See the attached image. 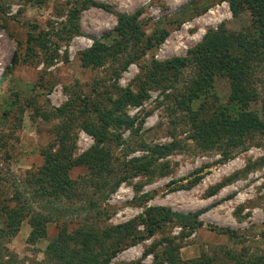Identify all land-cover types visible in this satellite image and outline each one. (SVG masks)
Here are the masks:
<instances>
[{
    "label": "rangeland",
    "instance_id": "374dc122",
    "mask_svg": "<svg viewBox=\"0 0 264 264\" xmlns=\"http://www.w3.org/2000/svg\"><path fill=\"white\" fill-rule=\"evenodd\" d=\"M84 1L0 0V230L7 231L4 206H15L19 201L30 209L16 235L0 232V264H67L59 255L66 247L59 241L62 235L94 227L100 236L132 220L135 227L128 226L120 234L113 232L106 242L109 248L111 242L122 239L121 250L110 264H153L154 255L148 249L156 244V250L162 248L164 244L159 241L165 238H175V243L181 244L179 253L184 260L206 256L213 264H235L237 258L264 255V164L260 162L264 158V138L254 135L244 146L233 149L229 158L222 150L205 149L192 139L186 107L177 100L196 75L192 63L178 67L177 62L168 76L148 89L142 105L126 108V114L135 119V132L124 130L118 145L109 144L114 153V172L98 184L85 185L90 170L78 166L71 177L80 183L79 195L68 200L39 194L36 175L45 162L43 152L59 149L60 127L67 125L65 129L70 130L64 134L72 136L73 157L95 144V137L83 128L84 122L95 117L93 112L82 115L87 98L105 106L121 88L138 92L155 61L166 66L168 61L189 57L212 30L223 27L235 32L251 24L250 12L234 13L230 0H95L108 8H84L80 31L64 34L70 11ZM138 12L144 32L139 42L128 41V49L110 57L104 65L83 66L82 53L95 42L112 45L121 39L116 31L118 13ZM43 31L48 32V45L56 51L51 65L45 63L39 48L31 50L35 56L29 58L30 33ZM151 36H162L163 40L147 49ZM18 48L23 56L13 65ZM141 52L142 57L124 70L129 54L134 57ZM254 86L258 98L246 109L262 114L263 70ZM230 87L228 77H215L213 90L220 102L227 103ZM13 99L18 100L9 105ZM72 100L78 105L72 106L75 112L60 114L59 109ZM212 101V95L202 96L193 100L192 107L206 108ZM6 108H11L8 114ZM144 144L167 146L164 154L158 152L155 162L168 163L169 172L153 177L133 173L113 189L124 175L128 160L148 153ZM221 183L211 194V189ZM158 207L183 214L200 213L202 224L185 227L178 220L169 221L154 236L131 242L133 230L145 235L142 219ZM38 214L47 217L46 233L32 241L30 218ZM98 250L102 253L100 263L108 251ZM77 262L80 264L76 259L73 264Z\"/></svg>",
    "mask_w": 264,
    "mask_h": 264
},
{
    "label": "trees",
    "instance_id": "16d2710c",
    "mask_svg": "<svg viewBox=\"0 0 264 264\" xmlns=\"http://www.w3.org/2000/svg\"><path fill=\"white\" fill-rule=\"evenodd\" d=\"M28 1L44 2V0ZM230 1L234 13L250 12L251 24L247 28L235 32L223 27L212 30L205 36L202 43L190 51L189 57L168 61L166 63L167 67L155 61L153 69L148 74V79L144 84H141L138 92H134L129 88H121L117 97L115 99L109 98L110 104L105 106L99 105L100 103L97 100L92 102L89 98L84 101L82 115L93 112L95 117L93 120L84 122L83 128L95 137V144L82 155L73 157L75 144L72 143V136L64 134V132H70V130L65 129L67 125L60 127L58 134L60 139L59 149L56 151L47 149L43 152L45 162L36 175L39 194L43 197L66 198L68 200L79 195L80 183L71 177V171L78 166H84L90 170L91 176L90 179L85 180V185L88 183L98 184L102 177L114 172L112 163L114 153L109 144L118 145L122 141L124 130L129 129L135 132V119H131L126 114V108L142 105L148 97V89L159 84L163 76H168V73L173 70L177 62L178 67L187 63H192L196 67V75L190 80L191 84L186 91L182 92L180 97H177L180 105L186 107L187 119L192 123V139L197 140L205 149L222 150L225 158H229L233 149L244 146L254 135L260 134L264 138V113L260 114L258 111L246 109V105L258 98V89L254 85L259 71H264V0ZM92 5L108 8L95 0L82 2L80 6H76L70 11L68 26L65 24L63 33H71L70 36L73 33H78L80 31L81 11ZM138 17L139 12L134 15L118 13L119 24L116 31L121 39H118L112 45L100 41L95 42L90 49L82 53L83 66L104 65L110 57H116L119 53L126 51L128 41L139 42L144 32L141 30ZM34 27L36 29L37 25ZM47 35V31L39 34L30 33L29 58H33L32 55L35 56V53L31 50L39 48L43 56L45 55V63L51 65L56 57V51L48 45ZM160 37H154L156 41L152 36L149 37L147 49L153 48L163 40V37ZM30 42H32V45H30ZM19 45L22 47L21 44ZM142 54L141 52L134 57L129 54L128 61L123 65V69L125 70L131 63L139 60ZM22 56V52L18 48L12 59L13 65L21 62ZM218 75L228 77L231 84L230 95L225 104L220 102L213 90L214 79ZM117 76H120V74L118 73ZM211 95L213 101L209 107L198 110L193 109V100ZM17 100L13 99L9 105L15 104ZM73 103H75L74 100L66 103L59 109L60 114L74 113L76 109L72 106L76 104ZM10 110L11 108H6L4 110L5 114H8ZM143 147L146 148L148 153L128 160L124 167V175L115 183L113 189L133 173L153 177L154 175H165L169 172L168 163L157 165L155 162L158 159V152L164 154L167 146L152 147L144 144ZM260 162L264 164V158ZM222 184L213 187L211 194H214ZM29 210L25 204H21L19 201L16 202L15 206H4L7 231L0 230V232L9 237L16 235L22 221L29 214ZM199 216L200 213L197 212L183 214L164 207L150 209L146 217L142 219V223L146 226L145 235L133 230V233L129 236L133 243L145 237L150 238L157 234L158 230L167 222L175 220H178L185 227H194L195 224H202L198 220ZM46 218L40 214L32 215L30 218L32 226L30 239L32 241H36L45 235ZM128 226L135 227L136 221L132 220L128 224L107 229L100 236L94 227L88 229L87 227H81L74 234L66 233L59 240L64 242L66 246L64 252L60 251L59 255L67 261V264H73L75 259L80 264L97 262L98 264H110L111 259L121 250L122 239L119 238L111 242L110 246L108 245L109 248L105 244L112 237L113 232L120 234L121 231L125 232ZM226 232H231V230L226 229ZM174 240L175 238H165L159 241V243L164 244L162 248L156 250V244L148 249V252H152L154 255L153 264H213V260L206 256L194 260H184L179 253L181 244L175 243ZM71 244L74 247L70 248ZM99 247L104 249L105 252L108 251L100 263L99 258L102 253L98 250ZM105 248L107 249L105 250ZM235 264H264V255L247 260L237 258Z\"/></svg>",
    "mask_w": 264,
    "mask_h": 264
}]
</instances>
